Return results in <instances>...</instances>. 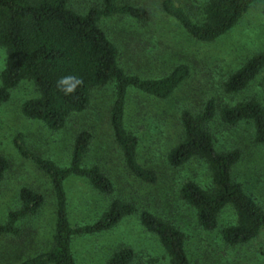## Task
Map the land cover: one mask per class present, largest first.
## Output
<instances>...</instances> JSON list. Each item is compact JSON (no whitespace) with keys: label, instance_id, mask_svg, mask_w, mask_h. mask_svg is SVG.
<instances>
[{"label":"rangeland","instance_id":"obj_1","mask_svg":"<svg viewBox=\"0 0 264 264\" xmlns=\"http://www.w3.org/2000/svg\"><path fill=\"white\" fill-rule=\"evenodd\" d=\"M163 1L115 0L118 5L146 10L150 15L146 23L121 16L99 21V27L118 49L119 66L127 75L159 79L178 65H186L190 70L189 78L167 100L128 91L125 128L138 140L139 165L155 173L156 182L144 183L125 167L109 124L115 99L114 83L92 90L88 107L71 114L62 129L52 131L22 116V104L35 98L37 92L31 83L21 82L10 91L8 101L0 105V157L8 162L0 182V224L10 211L19 209L18 193L23 188L40 194L44 204L35 216L19 223L18 237L0 238V264H20L49 251L55 223V199L49 180L31 161L20 157L13 147L14 137L23 135L27 147L37 156L66 167L74 140L81 132L91 135L83 167L98 166L111 182L113 191L103 196L83 179H68L64 186L71 227L94 223L113 200L133 205L135 212L107 232L73 238L71 251L77 264H106L114 252L124 248L133 253L131 264H171L157 238L140 225L142 211L183 233L191 264H264L263 233L244 245L229 246L223 242L221 231L236 222L230 207L219 215L217 228L208 232L198 225L195 211L180 198L185 183H194L202 189L210 187L207 165L192 159L173 168L167 162L169 151L183 139L180 125L183 111L195 115L209 100L218 109L248 100H255L264 109V72L237 94L227 95L222 89L232 73L264 50V0L252 4L237 25L213 43L191 39L162 11ZM171 1L194 23H203V9L208 0ZM102 3V0H67V7L84 15L90 9H100ZM5 64L6 52L0 47V74ZM218 109L207 125L214 148L219 153L240 152V160L232 172L233 180L264 208V146L255 143L251 123L225 125L219 119Z\"/></svg>","mask_w":264,"mask_h":264},{"label":"trees","instance_id":"obj_2","mask_svg":"<svg viewBox=\"0 0 264 264\" xmlns=\"http://www.w3.org/2000/svg\"><path fill=\"white\" fill-rule=\"evenodd\" d=\"M256 1L208 0L201 24L194 23L171 0H164L161 8L191 39L213 43L231 31ZM102 2L100 9L93 8L80 15L67 7V0H0V47L6 52L5 68L0 74V105L8 101L10 91L21 82H29L37 96L22 104V116L57 131L64 127L71 114L81 113L88 107L92 90L114 83L115 99L109 113L114 141L127 170L140 181L153 184L156 175L139 165L138 140L125 128L128 91L135 90L157 100H167L189 78L190 70L186 65H178L159 79L127 75L119 66L118 49L99 27V21L121 16L146 23L150 15L144 9L118 5L115 0ZM262 72L264 50L253 55L226 79L223 92L231 95L243 91ZM66 75H76L84 81L77 89V98L64 96L56 90V81ZM217 109L215 102L209 100L195 115L182 112L183 139L169 151L167 162L173 168L192 159L202 160L207 165L210 187L202 189L194 183H185L180 189V198L195 211L198 225L208 232L217 228L219 215L230 207L236 222L221 231V238L229 246L244 245L264 234V208L233 180L232 172L240 160V152L219 153L214 148L207 125L214 119ZM218 115L220 121L229 126L251 123L255 143L264 146V109L258 102L248 100L224 106L218 109ZM90 140L88 132L79 133L73 143L69 164L58 167L33 153L23 135L14 137L13 147L20 157L31 161L47 177L55 199L51 249L20 264H77L71 251L73 238L107 232L135 212L133 205L113 200L94 223L71 227L64 186L68 179H83L94 192L103 196L113 191L111 182L98 166L86 168L82 165ZM7 169V160L0 157V182ZM18 200L19 209L10 211L5 222L0 224V238L18 237L19 223L35 216L44 204L40 194L26 188L19 191ZM139 223L157 238L171 264H191L185 249V236L178 229L147 211L139 214ZM132 260V251L124 248L114 252L106 264H131Z\"/></svg>","mask_w":264,"mask_h":264},{"label":"clouds","instance_id":"obj_3","mask_svg":"<svg viewBox=\"0 0 264 264\" xmlns=\"http://www.w3.org/2000/svg\"><path fill=\"white\" fill-rule=\"evenodd\" d=\"M82 78L76 75H66L60 77L55 84L56 90L62 93L64 96L76 97V92L79 87L83 85Z\"/></svg>","mask_w":264,"mask_h":264}]
</instances>
